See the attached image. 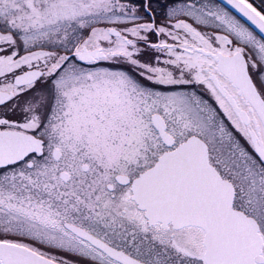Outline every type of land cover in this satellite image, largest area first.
Returning a JSON list of instances; mask_svg holds the SVG:
<instances>
[{
    "label": "snow or ice",
    "instance_id": "obj_1",
    "mask_svg": "<svg viewBox=\"0 0 264 264\" xmlns=\"http://www.w3.org/2000/svg\"><path fill=\"white\" fill-rule=\"evenodd\" d=\"M0 264H264V0H0Z\"/></svg>",
    "mask_w": 264,
    "mask_h": 264
}]
</instances>
